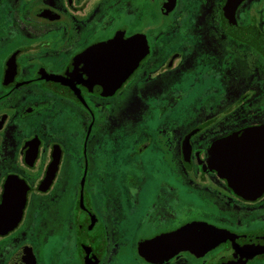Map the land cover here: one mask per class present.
Segmentation results:
<instances>
[{
    "label": "flooded vegetation",
    "instance_id": "flooded-vegetation-1",
    "mask_svg": "<svg viewBox=\"0 0 264 264\" xmlns=\"http://www.w3.org/2000/svg\"><path fill=\"white\" fill-rule=\"evenodd\" d=\"M245 131L264 0H0V264H264Z\"/></svg>",
    "mask_w": 264,
    "mask_h": 264
},
{
    "label": "water",
    "instance_id": "water-1",
    "mask_svg": "<svg viewBox=\"0 0 264 264\" xmlns=\"http://www.w3.org/2000/svg\"><path fill=\"white\" fill-rule=\"evenodd\" d=\"M263 132L237 133L233 140L240 145L230 150L231 154L213 155L211 158L213 167L219 170L228 179L230 186L239 193L250 194L253 190L250 184L257 180L255 178H258L260 183L257 190L264 189V155L257 147L258 140L264 136ZM214 151L218 152L219 150L215 149Z\"/></svg>",
    "mask_w": 264,
    "mask_h": 264
}]
</instances>
